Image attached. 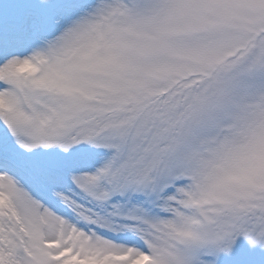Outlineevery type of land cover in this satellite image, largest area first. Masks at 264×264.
<instances>
[{"label":"snow or ice","instance_id":"snow-or-ice-1","mask_svg":"<svg viewBox=\"0 0 264 264\" xmlns=\"http://www.w3.org/2000/svg\"><path fill=\"white\" fill-rule=\"evenodd\" d=\"M0 264H264V0H0Z\"/></svg>","mask_w":264,"mask_h":264}]
</instances>
